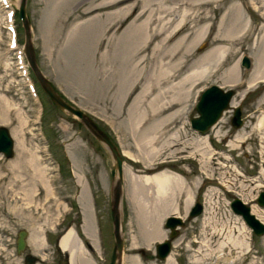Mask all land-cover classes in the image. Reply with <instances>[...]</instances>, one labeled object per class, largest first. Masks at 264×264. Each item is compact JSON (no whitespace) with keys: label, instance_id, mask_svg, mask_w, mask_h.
<instances>
[{"label":"rangeland","instance_id":"obj_1","mask_svg":"<svg viewBox=\"0 0 264 264\" xmlns=\"http://www.w3.org/2000/svg\"><path fill=\"white\" fill-rule=\"evenodd\" d=\"M19 1H0V102L1 99L7 102L4 109H1L0 126L9 129L14 141L13 157L6 158L0 154V264H24V253L16 251L17 233L21 229L28 232L26 252L39 259L35 264H58V259L65 253L59 247V240L68 229H73L76 239L81 242L83 257L90 258L94 264H110L114 246L110 215L111 189L114 184L111 176L113 160L105 146L77 118L55 107L41 89L23 52L24 32L17 13ZM99 1L27 0L26 11L38 67L69 102L86 112L115 141L123 158L124 170L125 166L131 164L128 152L137 154L134 142L140 141L143 135L134 134L131 125L132 114L139 113V107L131 106L137 91L133 94L131 90L128 92V82L123 80L124 71L128 69L122 64L124 53L118 49L120 40L116 39L120 37L119 34L106 46L105 58L101 59V48L95 51L92 47V38L98 35L103 22L101 19L106 17L103 11L107 8L100 9L95 18L90 16L92 11H87ZM251 1L221 0L219 9L206 8L214 28L222 12L232 3H239L252 24V31L249 37L243 36L246 38L244 41L239 40L238 47L242 49L236 51L237 46L230 49L224 66L217 71L210 69L201 74L202 77L198 76L191 101L186 103L178 115V127L184 125L186 128L182 127L183 137L191 140L204 138V142H207L205 146L208 145L215 152L214 162L218 164L210 177L201 174L197 158L187 153L167 165V169L182 175L189 187L196 190L188 212H184L182 204L180 213L167 214L160 223V229L165 234L162 238L164 240L170 233L164 225L166 217L177 215L184 220V225L178 228V237L172 242L169 257L176 264H193L197 258L199 264H264V233L255 235L230 207L231 201L238 197L264 223V207L258 205L256 200L259 192L264 191V175L261 174L264 169L261 159L264 143L262 133L249 131L248 127L256 122L252 118L253 114L259 117L264 111V105L257 102L264 93V78L245 86L264 51L261 33L264 27V0H253L255 8ZM88 16V19L96 20L87 23ZM210 43L209 39L201 42L197 47L199 53L207 51ZM244 56L250 60L249 68L241 65ZM237 61L236 78L229 77L227 67ZM142 74V83L146 79L151 81V69L144 68ZM213 74L214 77H211ZM227 79L230 82L221 83ZM211 85L233 90L234 106L230 101V107L220 119L204 133H200L191 127L189 119L198 116L195 105L201 92ZM237 106L242 111V125L234 128L232 117ZM14 129L22 130L27 154L39 156L45 164L53 189L50 198L45 199L39 184L31 202L22 199L25 182H31L26 177L30 171L19 162ZM238 132L245 134L244 137L236 139ZM16 161L18 168L13 166ZM222 163L225 168H219ZM234 169L241 178L236 176ZM223 173L234 180L233 184L229 186L219 180ZM197 180L199 186L195 188ZM131 182L129 178L125 180L123 172V264H166L155 255V246L162 239L147 246V227L153 224L159 212H155L152 200L141 193L137 197L144 201L145 208L133 199L132 188L129 187ZM211 191L215 192V199H212L211 206L205 205L208 199L206 194ZM242 195L247 196L246 200L240 197ZM195 201L203 205V211L189 219ZM91 237L95 241L92 242ZM133 240L135 246L132 245ZM237 240L244 244L232 243ZM38 243L41 245L39 250L34 246ZM76 264H84V258L77 255Z\"/></svg>","mask_w":264,"mask_h":264},{"label":"bare ground","instance_id":"obj_2","mask_svg":"<svg viewBox=\"0 0 264 264\" xmlns=\"http://www.w3.org/2000/svg\"><path fill=\"white\" fill-rule=\"evenodd\" d=\"M219 1L221 0H100L95 7L93 5L87 11H92L90 16L95 18V14H99L100 9L103 7L107 8H104L105 11L103 13L106 17L101 19L103 22L100 24L98 35L92 38V47L95 51L100 48L102 49V59L107 55L106 46L109 45L112 39H116V36L119 34L120 37L116 39L120 40L118 49L124 53L122 64L128 69L124 71L125 77L123 80L126 83L128 82V92L131 90L130 92L133 94V92L137 91L133 97L131 106L139 107V113L137 115L132 114L131 125L133 130H135L134 134L143 133V135H141L140 141L136 140L134 142L133 147L137 154L133 155L131 152H128L132 165L125 166L123 172L125 180L129 178L132 181L129 187L130 189L132 188L131 195L133 199L139 201L141 207L145 208L146 204L144 201H140L141 197H137L141 193V195L152 200L155 212H159L153 224L147 227L148 236L145 234L148 238L147 246H150L154 241L164 238L165 234L160 229V223H162L161 221L167 214L180 213L179 210L182 204H184L183 208L186 213L194 201V192L196 190L194 191V189L189 187V184L182 175L167 169L168 163L178 160L181 154L187 153L189 156L197 158L200 172L205 177L212 176L218 164L214 162L215 152L213 153V149H210L208 145L205 146L207 142H204V138L191 140L183 137L182 127L185 128V126L178 127V115L186 107V103L191 101L198 76L205 74L210 69H214V71L219 70L226 63L228 55L231 52L230 49L235 46H237L235 48L236 51L242 49L243 47H238L239 40L242 39L244 41L245 37H249L251 34L252 24L247 19L248 16H245L242 5L236 2L232 3L227 10L222 12L216 27L213 28V24L210 22L211 19L207 16L209 12L206 11V8L219 9ZM251 2V5L255 8V1L252 0ZM94 18H90L86 22H93L96 20ZM189 24L190 27H188ZM262 32V37L264 38V27L261 28ZM50 37L53 36L50 35ZM207 39L211 41L209 49L203 53H199L197 49L198 45ZM94 61L95 56L93 57ZM238 61L227 67L226 72L229 77L237 75ZM144 68L151 69L152 74L151 81L146 79L142 83V70ZM263 71L264 51L261 57L258 58L257 64L252 71V77L247 81L245 86L248 87L254 81L264 78ZM211 77H214V74ZM228 79L221 83L226 84L230 82ZM126 96L125 99L127 98ZM231 101L232 106H234L233 99ZM6 103V100L1 99L0 113ZM258 103H260L259 105H264V94ZM144 106L146 108L143 109ZM121 108L122 110L124 109V103ZM262 112L263 114L259 117L253 114L252 118L254 117L256 122L247 125L250 129L249 131H260L262 133L261 137L264 143V111ZM2 122L4 123L5 121ZM244 135L238 132L236 139L242 138ZM13 136L16 138L19 162L29 168L30 175L27 174L26 177L33 183L32 185L28 181L25 184L23 183L25 188H22L24 190V193L22 192V199L31 202L39 184L44 191L45 199H47L51 194L53 195V189L47 177L45 164L38 158L39 156L27 154L28 150L26 151L24 148V137L21 129H14ZM261 159L262 166L264 167V148L261 152ZM15 164H17V161L13 164L14 168L17 166ZM219 168H225V165L222 163ZM11 170L14 169L12 168ZM229 170L232 171V168H229ZM236 174L237 177L240 176L241 178V175L237 172ZM261 174L264 175V169H262ZM219 180H222V183L225 181L228 185L233 184L234 181L228 177L227 173L222 175ZM241 185L243 186L242 183ZM197 186H199V180L195 182V188ZM13 189L15 188L13 187ZM32 189L34 190L33 193L31 192ZM129 191L127 194H129ZM206 197L208 199L205 201V205L211 206L215 192H208ZM240 197L246 200L247 196L242 195ZM255 213L257 214L258 212ZM92 237L90 239L93 242L94 238L92 239ZM229 237L232 236L229 235ZM133 241L132 245L135 246V240ZM232 243L244 244L241 240L233 241ZM34 246L39 250L41 245L38 243ZM59 247L62 251L69 252L70 264H76L77 255L84 258V264H94L90 258L83 257V247L81 246V242L79 243L76 239L73 229H68L62 235L59 240ZM169 257L170 254L164 262L166 264H176ZM197 259H194L193 264L200 263V260L198 261Z\"/></svg>","mask_w":264,"mask_h":264},{"label":"water","instance_id":"obj_3","mask_svg":"<svg viewBox=\"0 0 264 264\" xmlns=\"http://www.w3.org/2000/svg\"><path fill=\"white\" fill-rule=\"evenodd\" d=\"M27 0H20L18 3L17 13L24 32L23 52L30 68L39 83L43 92L50 99L52 104L60 111L65 112L77 118L84 127L99 141L111 155L113 160L111 166V176L114 178V184L111 189L110 215L113 227L114 246L110 258V264H123V253L125 247V239L122 229V200H123V158L115 141L101 129L98 124L82 109L69 102L57 89L52 81H50L38 67L35 51L32 42L31 25L29 15L26 11ZM242 66L249 68L250 60L247 56L242 58ZM234 96V91L231 89L224 90L218 85L207 87L200 95L199 101L196 104V112L198 116L190 119L191 127L199 132H205L213 126L222 116L223 112L230 107V101ZM240 106L235 107L232 117V125L238 128L242 125ZM0 154L6 158H11L14 155V141L9 129L5 126H0ZM257 203L264 207V191H260L257 197ZM230 207L232 211L239 215L244 223L254 232L255 235L264 233V223L260 221L246 203L240 198L235 197ZM203 211V205L199 201L190 209L188 218H194ZM165 227L170 230L168 238L159 242L155 246V255L159 260H165L170 254L172 242L179 235V227L184 225L182 217L171 215L166 217ZM26 230H19L16 239V251L24 253V264H35L39 259L35 255L26 252L27 248ZM64 260L59 264H70L69 253L65 251Z\"/></svg>","mask_w":264,"mask_h":264},{"label":"flooded vegetation","instance_id":"obj_4","mask_svg":"<svg viewBox=\"0 0 264 264\" xmlns=\"http://www.w3.org/2000/svg\"><path fill=\"white\" fill-rule=\"evenodd\" d=\"M263 94H264V93H263ZM263 94H262V95H263ZM261 97H262V96H261ZM261 97H260V98H261ZM258 101H259V100H258ZM258 101H257V102H258ZM63 260H64V256H62L61 258L58 259V264H59L60 261H63Z\"/></svg>","mask_w":264,"mask_h":264}]
</instances>
